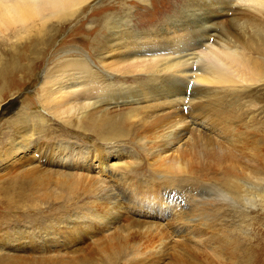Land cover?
Here are the masks:
<instances>
[{"label":"bare ground","instance_id":"6f19581e","mask_svg":"<svg viewBox=\"0 0 264 264\" xmlns=\"http://www.w3.org/2000/svg\"><path fill=\"white\" fill-rule=\"evenodd\" d=\"M95 1L98 0H0V39L22 43L34 36L32 41L40 42L34 46L36 66L32 61L23 67L20 81L5 80L7 71L18 73L15 65L0 77V107L6 96L18 94L22 84L32 82L40 103L39 112H34L30 109L32 99L30 104L17 101L19 105L14 115L5 121L8 135L0 147V169L7 166L8 157L14 160L15 156V162H10L18 175L21 173L19 179H29L31 184L39 185L38 196L41 201L47 199L43 203L49 205L55 202L66 204L82 191L83 186H95V192L102 193L97 205L88 209L84 223L51 226L44 231L38 226L28 231L20 228L18 232L12 230L14 233H10L11 229L8 232L1 227L5 218H0V246L5 247L0 250V264H42L41 260L48 258H43L46 255L31 259L28 254L63 251L76 244L93 226L107 231L111 221L119 222L127 215L135 220L132 209L136 206L142 209L150 203H154L153 207L161 204L162 212L165 208L169 212L175 211V216L179 215L177 222L182 226L179 234L185 233L188 226L189 229L204 228L207 221L202 218L203 211L200 210L198 215L199 208L191 206L195 199L194 186L187 183L189 187L183 188L179 184L192 178L189 174L198 169L199 160L221 163L231 154L233 144L236 146L231 143L223 150L225 145L218 132L231 130L225 125L219 128L222 114H218L219 117L214 113V104L218 103L214 101L218 100L211 99V96L226 91H244L264 83V17L261 18L264 0H188L183 10L176 14V21L173 19L175 22L165 20L160 27H152L150 33L135 31L128 14L124 13L125 16L120 18L106 14L100 25L108 32H99V39L93 40L95 44H91L90 49L72 44L55 45L60 32H53L52 23H72ZM109 7L99 10L104 13ZM223 22H228V26L236 27L239 32L229 33L224 29L227 27L225 23L222 28ZM72 42L85 45L81 40L72 39ZM40 45L45 47L42 52L38 51ZM47 49L51 51L48 53ZM91 53L96 59L91 58ZM130 81L136 86H128ZM122 99L131 101L121 105ZM197 115L199 117L195 118ZM53 120H59L65 126L73 125L84 136L92 137L95 144L84 147L64 132L60 140L52 129ZM227 136L226 141L229 140ZM250 137L248 134L247 139ZM247 139H241L244 147L248 145ZM120 140L154 146L148 147L155 157L149 167L172 176L136 177L132 175L130 165H111L110 154L104 146ZM213 144L215 149H212ZM155 145L159 147L156 150ZM121 152L116 149L113 156H124ZM169 161H172L171 165H167ZM95 162L100 166L103 178L95 173ZM122 168L128 171H122ZM238 185L230 186L233 196L240 195L242 188ZM118 188L119 193H107ZM245 188L244 185V191L237 197L242 204L249 206L254 203L253 194L256 192ZM174 189L181 190L184 195L190 190L188 197L186 195L190 204L186 212L179 210L182 202L171 196ZM260 193L263 192L259 190L257 196ZM221 194L232 198L229 193ZM127 195H130L128 200ZM35 204L39 205V201ZM35 204L32 206L35 210L43 206L35 208ZM21 218L28 220L29 217L22 215L17 220ZM162 248L154 253L158 256L155 259L158 263L165 253ZM129 258L125 257V260ZM149 259L145 260L148 264L151 263ZM46 262L58 263L51 259Z\"/></svg>","mask_w":264,"mask_h":264},{"label":"rangeland","instance_id":"374dc122","mask_svg":"<svg viewBox=\"0 0 264 264\" xmlns=\"http://www.w3.org/2000/svg\"><path fill=\"white\" fill-rule=\"evenodd\" d=\"M187 1L188 0H98L86 7L82 14L78 15L72 23L65 25H57L56 22L52 23V25L54 24L53 32H60L55 41V45L63 43L66 46H70L72 44L71 46H77L78 48L90 49V45L95 44L93 40L99 39V36H97L99 32H108L104 26L100 25L103 17L107 16L106 14H108V16L110 15V17H112L111 15H113V17L117 15L119 18L122 17V15L124 17L125 14H128V19L131 21L135 31H148L147 33H150L149 31L152 27H160L164 24L165 20L175 22V19H177L175 18L177 17L176 14L183 10V6H186ZM102 7H104V9L109 7V9H103L104 13H101L102 10L99 9ZM176 10L178 11L176 12ZM263 17L264 13H261V18ZM236 18H239V16H236ZM254 19L257 21L259 20V18ZM263 20L261 19V21ZM224 23L226 24L225 26H227L226 28L223 26ZM227 24L228 22H223L221 25L223 26L222 28L225 30L227 29L229 33L232 31L239 32L236 27L232 29L233 26H228L229 24ZM217 33L218 32H216V34ZM33 38L34 36H32L29 41H24L22 43L3 38L0 39V77L7 69L15 65L14 68L18 69V73L17 71L12 72V70L7 71L4 75L5 80L9 82L12 80L20 81L19 77L22 75L23 67L30 65L32 61L34 66H36L37 62L34 59V46L40 42H34L35 40L32 41ZM72 39L76 41L81 40L85 42V45L76 44L72 42ZM44 48L43 45H40L38 51L42 52ZM50 51L51 49H49V51L47 49L48 53ZM91 58L96 59V56L91 53ZM32 83L22 84V86L19 84V86H21V91L18 94L12 95V97L9 96V94L4 98L2 106L0 107V147L4 145L5 138L8 135V128H5L7 126L5 121H8L10 117L14 115L15 109H17L19 105L17 101L21 103L26 102L28 104L32 102L33 106H31L30 109L34 112H39L38 107H40V103L36 98L37 90ZM130 85L136 86L134 83L132 84L131 81L128 86ZM228 92H221L218 96L213 95L211 99L218 100L214 101L218 102L214 104L216 110H214V113L216 112L217 115L222 114V121L219 124L220 127H218L221 129V127L223 128L225 125V127L232 131H230V133L229 130L223 129L218 132V134H220L221 143L225 145V149L223 148V150L225 151L226 147L231 143H235L238 147L233 144L234 147L232 146L230 149L231 154L224 158L225 161L223 160L221 163H216L213 160H199L200 163L196 165L198 169L194 170L198 174L195 172L190 173L189 176L192 177V180H184V183L181 182L182 185L181 183L179 184L183 188L189 187V185L194 186L192 189L196 190L194 192L195 199L191 201V206L193 209H196V207L199 208L198 215H200V210L203 211L202 218L207 221L204 228L189 229L190 226H188L185 233L179 234L181 231L180 227H182L177 222L179 215L177 214V216H175V211L170 210L169 212L166 211L165 208L164 212H162L161 204L158 203L153 207L152 205L154 203H150L142 207V209L139 208V206L132 209V212H134L133 214H135V220L131 215H127V217L119 222H109L107 231L100 229L98 226L89 228L88 232L85 233L76 244L67 246L63 251L56 252L55 250L52 252L51 254H53L54 257L50 253H45L44 251L43 253L39 252V254L35 251V256L32 253L28 254V256L31 257V259H37L39 255H46L43 256V258L48 257L46 260L51 259L53 262H58L59 264H148L145 260L149 258V260H151V263L148 260L149 264H264V83H260L244 91L236 90L235 92L234 90L233 93ZM31 99L32 101L30 102ZM129 101L131 100H120L121 105H123V102ZM195 112L198 113V110ZM218 116L220 117V115ZM198 117L199 115L195 116V118ZM51 124L53 131L56 132L55 135H58L60 140L64 132L65 135L68 134L66 136L69 138L72 137L71 139H75L76 142L83 144L84 147H92L93 144H95L92 137L84 136L83 133L78 131L73 125L65 126L64 123L59 120H53ZM3 130L4 133H2ZM248 134L251 136L250 140L247 139ZM56 136L55 139L58 138ZM225 136L228 137V141L225 140ZM244 138L249 140L246 147L241 143V139ZM124 140H120L119 142L113 141L104 146L106 152L110 154L109 159L111 165L121 167L130 165L131 172L133 173L132 175L136 177H150L152 175L172 176L166 171H155L149 167L150 164L154 162L155 157H153L154 154L152 151H149L148 147L152 148L154 146H145L142 143H131V141L125 142ZM212 147V149H215L214 144ZM158 148L155 145L154 150ZM116 149L122 150L121 154H124V156L118 158L113 156L116 154L113 153ZM201 149L203 150V147ZM223 150L220 152H224ZM13 159L14 160H11V157H8L7 166L4 167L3 170L0 169V174L3 176L2 178L0 176V218H5L1 227L7 229L8 232L11 229L10 233H14L12 230L18 232L20 228H24L28 231L38 226L44 231V229H49L51 226L57 228L67 223H84L90 208L93 205H97L99 200L98 197L102 195V193L95 192L97 188L95 186H83L82 191L78 192L76 196H72L71 200L66 204H58V202H55L49 205L50 203H43L46 202L47 199L41 201L39 198L38 191L41 189L40 186L31 184L29 179H19L18 176L21 175V173L18 175L15 170L16 168L14 167V169L10 162H15V156H13ZM171 164L172 161L167 162V165ZM199 165L202 167L201 169L198 167ZM94 170L97 175H100V178L104 177L100 174L101 170L97 162L94 163ZM122 171L126 172L128 170L123 169ZM154 172L157 173L155 174ZM166 179L168 181L170 180V178ZM258 180L263 183L261 184ZM185 183L190 184L185 185ZM238 183L239 185L237 187L240 189L242 188L239 193L240 195L242 194V190L244 191V185L246 188L249 187L251 192H256L255 195L253 194V196H255L253 204L251 203V205L245 206L244 203L242 204L241 200H239L240 198L237 197L240 195L233 196L234 192L230 194V186H236ZM21 185H25V187ZM32 185L34 186L32 187ZM251 185H253V187ZM253 188L256 190H253ZM259 190L263 193L257 196ZM117 192H120L119 188L116 189L115 192L109 191L107 193L115 194ZM223 192L229 193V197L232 198L229 199L224 197L221 194ZM19 194H22L23 198L21 197L22 195L20 196ZM189 194L190 190L187 191L185 195L179 189L173 190L171 196H175L178 202H182L179 207L180 211L186 212V208L190 206L187 202L189 200L187 198ZM123 196L124 195H122V197ZM126 199H130V195H127ZM38 201L40 206L35 204V202L38 203ZM34 204L35 208L43 206L41 209L35 210L32 208ZM63 207L66 208V210H64ZM83 207L85 210H83ZM61 209L65 212L60 211ZM22 215L28 216V220L24 218H21L22 220H17L18 216ZM6 216H8L9 219H6ZM25 223L28 224L26 225L27 227ZM202 223H204L203 220ZM199 229H201L200 232L198 231ZM182 230L184 231L185 229ZM171 240L172 243H168ZM164 244H166L164 246L165 250L162 248ZM160 247L165 253H163V256L161 255L163 262L160 260L158 263V260H155L158 259V256L154 255V253L159 252L161 249ZM2 248L4 249L5 247L2 245L0 246V250H2ZM55 256H57V259ZM128 256L130 257L129 260H125V257ZM142 257L147 258L144 260L141 259ZM53 258H55L56 261ZM44 260L45 259H43V261L41 260L42 264H48L46 260L44 263ZM62 261L63 263H61Z\"/></svg>","mask_w":264,"mask_h":264}]
</instances>
